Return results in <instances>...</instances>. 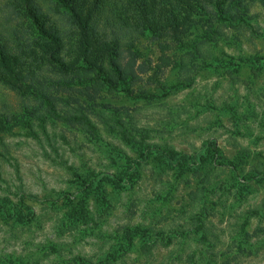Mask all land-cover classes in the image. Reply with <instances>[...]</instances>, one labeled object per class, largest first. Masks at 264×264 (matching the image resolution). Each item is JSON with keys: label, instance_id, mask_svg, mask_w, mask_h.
<instances>
[{"label": "rangeland", "instance_id": "374dc122", "mask_svg": "<svg viewBox=\"0 0 264 264\" xmlns=\"http://www.w3.org/2000/svg\"><path fill=\"white\" fill-rule=\"evenodd\" d=\"M183 7L176 26L120 45L114 59L131 72L109 69L116 91L57 86L41 97L49 106L0 86V108L14 112L0 130V200L29 209L23 224L0 218V264H264V65L254 79L242 67L264 57V0H227L213 15ZM207 141L219 155L205 173L144 158L193 157ZM136 162L131 184L109 188L102 206L87 202L89 222L68 217L75 175L129 173ZM135 227L146 232L127 246Z\"/></svg>", "mask_w": 264, "mask_h": 264}, {"label": "trees", "instance_id": "16d2710c", "mask_svg": "<svg viewBox=\"0 0 264 264\" xmlns=\"http://www.w3.org/2000/svg\"><path fill=\"white\" fill-rule=\"evenodd\" d=\"M226 1L0 0V86L17 97H33L40 104L45 102L49 106L51 97H41L57 86L92 83L116 91L119 87L109 69L114 67L116 77L120 78L127 71L131 72L128 65L123 68L114 59L122 43L143 33L147 27L153 31L176 26L182 12L175 13L178 8L188 11L183 7L186 6L199 14L213 15L216 9L223 11ZM262 65L264 57L255 56L244 60L242 67H247L249 77L254 79L259 76ZM75 73L81 76L73 77ZM226 74L233 80H243L229 71ZM121 91L132 98L155 97L144 93L134 95L129 87H123ZM13 113L6 106L0 108V130L13 124ZM218 155L215 142L207 141L193 157L174 151L148 149L144 158L151 157L157 166L168 167L180 175L195 171L205 173V168ZM135 165L137 167L129 173L98 174L90 178L75 175L80 189L64 201L68 217L82 223L89 222L91 213L87 202L93 199L102 206L103 196L109 188L120 191L131 184L139 171V162ZM194 198L191 195V199ZM20 203L8 198L0 200V218L20 224L27 222L25 210L28 212L29 209L21 207ZM29 214L32 213L29 211ZM145 232L138 227L127 229L126 245L130 246L134 237H143ZM117 254H112L113 260Z\"/></svg>", "mask_w": 264, "mask_h": 264}]
</instances>
